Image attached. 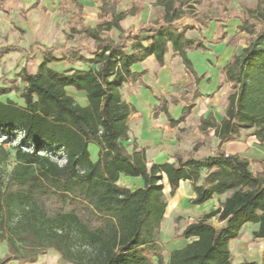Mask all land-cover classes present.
Wrapping results in <instances>:
<instances>
[{
	"label": "trees",
	"instance_id": "trees-1",
	"mask_svg": "<svg viewBox=\"0 0 264 264\" xmlns=\"http://www.w3.org/2000/svg\"><path fill=\"white\" fill-rule=\"evenodd\" d=\"M72 2L79 14L70 30L94 41V48L88 55L80 47L45 48L35 74L27 65L18 74L22 87L0 86V97L16 92L22 101L0 100V243L7 248L0 264H36L49 250L69 264H234L231 243L247 225H258L254 239H264V169L254 172L248 159L220 148L245 132L264 146V0H257L240 28L251 36L249 47L225 68L232 94L222 121L212 114L201 119L200 130L206 137L214 130L219 140L218 154L196 159L203 146L197 144L176 155L175 163L163 164H149L145 151H130L129 123L136 109L123 99V87L138 78L133 67L150 57L164 68L171 49L200 84L189 52L207 49L186 36L192 27L180 29L177 22L188 16L206 26L213 18L196 13L192 0H158L161 19L127 33L118 1L102 0L101 16L110 20L96 27L81 17L83 6ZM112 30L119 32L117 39L104 35ZM58 51L66 54L58 58ZM11 52L25 50L0 47V62ZM60 62L79 67L64 72L50 67ZM70 89L85 95L87 105ZM168 109L161 98L157 111L172 127L192 112L185 107L175 120ZM12 142L13 169L6 176L1 163L10 158L6 145ZM91 144L99 147L97 161ZM121 177L140 179L142 186L131 190L119 184ZM184 181L192 183L196 195L191 205L227 197L176 234L188 243L166 259L156 241L168 210L164 191L168 185L174 197Z\"/></svg>",
	"mask_w": 264,
	"mask_h": 264
},
{
	"label": "crops",
	"instance_id": "crops-1",
	"mask_svg": "<svg viewBox=\"0 0 264 264\" xmlns=\"http://www.w3.org/2000/svg\"><path fill=\"white\" fill-rule=\"evenodd\" d=\"M114 1L119 2V13L124 16L121 27L127 33L136 32L141 26L155 22L164 14L163 7L157 5L158 0ZM77 2L83 6L80 14L87 24H89V20H92L94 27H96L110 20V18L101 16L102 0H77ZM36 3H38V7L34 8ZM24 4L30 8H21L20 15L27 23H29V10H37L47 14L68 13L74 20L79 14L72 0H24ZM191 4L195 7L196 13L213 18L206 26H201L188 16L177 22L180 29L192 27L186 32V36L201 43L207 49L206 52L201 51L203 54L199 60V66L202 69L200 72L197 71L196 65L192 62L197 76L201 78L200 84L189 77L181 58L176 56L171 49L166 56L164 68L159 66L155 57H150L145 62L135 65L133 72L139 75L138 78L134 82L126 84L122 90L123 99L136 109L129 123L131 130L130 151L132 152L134 148H137L138 152L145 151L149 164L175 163L177 161L176 155L188 154L197 144L203 146L196 159H204L218 154L219 140L214 136V130L206 139L205 133L199 129L201 119L212 114L218 123L222 121L228 98L232 94L225 68L236 55L241 54L250 45V34L241 31L240 28L243 25V20L253 15L257 8V0H192ZM4 5H6V1ZM10 5L11 3H9ZM0 7L4 6L0 5ZM20 28L27 30L24 25H21ZM110 32H115L116 37L111 35L114 39L118 38L119 32L117 30ZM191 52H189V57ZM43 60L44 54L38 55L36 53L32 74L37 72ZM50 67L59 72H64L79 67V65L60 62L51 63ZM189 87H194L191 98H183V95L178 98L175 95L178 92L185 94ZM125 92L126 95L124 96ZM74 93L76 92L73 89L69 90V94L77 99ZM76 94H79L78 102L83 106L87 105L86 96L80 93ZM162 97L167 99L169 113L175 120L181 117L185 107H192L191 115L186 119V122L176 127L171 126L166 114L157 111L160 106L159 100ZM173 100L176 101L175 104H173ZM174 111L176 114H173ZM190 119L191 121H189ZM220 150L248 159L254 172L264 169V146L255 136L251 135V132H245L239 139L224 143ZM167 187L170 188L168 185ZM195 196L192 183L190 181L181 182L173 197L176 201L173 208L168 204L169 212L180 210L177 207L181 205L191 206L190 201ZM223 197V200L220 199ZM226 197L215 196L214 199L204 205H192V207H196L197 210L206 215L215 211ZM250 226L252 227L251 235L244 236V232ZM257 230L258 225H247L243 229L241 238L231 243V246L235 242L249 243L253 240V233ZM256 241L258 242H252L258 246L256 250L248 248L242 249L241 252L249 253V256L253 258L249 262L264 264V239H256ZM244 261L245 259L241 256V259L234 264H241Z\"/></svg>",
	"mask_w": 264,
	"mask_h": 264
},
{
	"label": "rangeland",
	"instance_id": "rangeland-1",
	"mask_svg": "<svg viewBox=\"0 0 264 264\" xmlns=\"http://www.w3.org/2000/svg\"><path fill=\"white\" fill-rule=\"evenodd\" d=\"M5 1H6V5H4V7H0V47H6L12 45L25 49V52H18V53L11 52L2 59V61L0 62V86L22 87L17 77L18 74L21 72L22 68L25 65H27L28 72L31 73L34 68L33 63L36 60V53L38 55L44 54L45 48H50L60 45H64L66 46V48L80 47L82 53L85 55H88V50L94 48V41H92L91 39H89L84 35L72 33L70 27L72 25H75V20L68 13L47 14V13L39 12L37 10H29L28 11L29 23H27L20 15L21 8L23 7L24 9L30 8L25 6L24 0H5ZM9 3H11L12 7H10L11 5L9 6ZM88 23L89 25L94 27V22L92 20H89ZM21 25L27 27V30H22L20 28ZM104 33H105L104 35L107 34L109 36L112 35L116 37L115 32H110V34H108L109 32H104ZM201 51L206 52L207 50H197V51L195 50L190 54V59L192 60V62H194V64L196 65V69L199 72L202 70L200 69L199 66V60L203 54ZM31 54L34 55L32 56ZM65 54H66L65 51H58L54 55L58 58H61ZM28 56L30 57L29 59L27 58ZM16 80H17V84L14 83V81ZM193 91H194V87H189V90H187L185 94H183L182 92H178L175 93V95L178 98H180L179 97L180 95H183V98L186 97L187 99H189L192 97ZM74 95H76L77 99L79 98V94L74 93ZM125 95L126 92L124 93V96ZM7 99H11L18 104H22L19 94L16 92H12L7 96L0 97L1 101H6ZM173 114H176V112L174 111ZM189 121H191V119ZM207 138L208 137H206V139ZM3 139L4 137H0V141ZM15 145L16 144L14 142H12L10 145L9 144L6 145V149L10 153V158L1 163V167L4 169L6 176L13 169V162H14L13 157L15 154L13 147ZM90 151L92 153V160L97 161L99 147L95 144H91ZM165 183L166 182H164L163 184L165 185ZM119 184L124 187L130 188L131 190H135L142 186L140 179H130L126 177H121ZM164 192L168 204L171 205V207L173 208V204L176 201L171 196L170 188L166 187ZM220 199L223 200L224 197ZM177 209L180 210H173L170 212L168 210L162 228L159 234L157 235V239H156L157 243L163 246L164 256L166 257V259H168L169 253L171 251L177 248H182L188 243L185 240L177 239L176 234H181L182 231L189 224L194 223L195 221L201 219L205 215L202 214L200 210H197L196 207H192V205L191 206L181 205L177 207ZM212 222L217 228H220L223 225L218 221L217 218L212 219ZM251 233H252V227L250 226L244 232V236L251 235ZM252 242H258V241H256V239L253 238L252 241H249V243L246 244L243 241L242 244H240L239 242H235L234 244H232L231 250H232L234 262H238L241 259V256L245 259V261L253 260V258L249 256L248 252L247 253L241 252L242 249L245 250L248 248H253L254 250H256L258 246L256 244H252ZM6 253H7L6 245L0 243V257H3ZM12 264H17V263L13 262ZM36 264H69V263L64 262L57 252L53 250H49L46 252V254L39 257V260Z\"/></svg>",
	"mask_w": 264,
	"mask_h": 264
}]
</instances>
